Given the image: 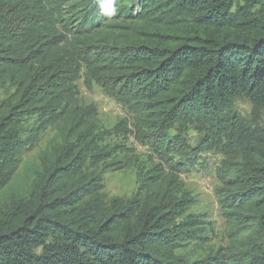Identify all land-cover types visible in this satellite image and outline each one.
I'll list each match as a JSON object with an SVG mask.
<instances>
[{
    "label": "trees",
    "instance_id": "obj_1",
    "mask_svg": "<svg viewBox=\"0 0 264 264\" xmlns=\"http://www.w3.org/2000/svg\"><path fill=\"white\" fill-rule=\"evenodd\" d=\"M82 78L126 109L125 124L105 130L95 106L81 105ZM5 86L13 93L0 106V264H264V0H0ZM241 97L252 127L233 110ZM26 118L34 136L54 135L13 190ZM192 125L201 145L187 142ZM129 134L158 163L138 169L133 196L102 201L87 169L120 168L127 149L107 141ZM209 139L223 154L226 245L191 259L177 251L203 243L205 223L187 214L179 176Z\"/></svg>",
    "mask_w": 264,
    "mask_h": 264
},
{
    "label": "rangeland",
    "instance_id": "obj_2",
    "mask_svg": "<svg viewBox=\"0 0 264 264\" xmlns=\"http://www.w3.org/2000/svg\"><path fill=\"white\" fill-rule=\"evenodd\" d=\"M80 92L81 105H94L97 110V118L105 130L110 131L116 124L126 123L128 115L126 109L118 104L113 98L103 93L101 88L93 85L87 89L83 78L77 81ZM13 93L9 86L0 88V106L8 103ZM233 110L240 119L242 125H253V112L250 102L244 98H238L233 105ZM257 124L264 129V107L259 113ZM32 121L29 118L20 120L19 127L22 131V141L25 149L22 152L21 163L18 166L15 177L10 188L19 190L30 176L38 169L39 156L41 152L48 148L49 141L54 135L52 128L37 130L36 136L29 132L32 128ZM199 126L192 125L188 129L187 142L192 145H201L200 142L205 136L199 131ZM171 133V132H169ZM120 143L127 151L121 158L120 168L116 166L102 167L101 164L87 169L89 173L96 175L98 198L102 201L111 198L128 199L134 195L138 186V169H148L158 163L155 152L151 145L139 142L132 135L121 139L117 136L109 138L108 143ZM209 139L200 147V152L192 153L190 160L182 168L180 179L185 188L189 191L192 203L187 209V214H194L205 223V244L195 242L183 243L177 253L187 258H197L200 255L198 248L217 249L226 245L227 223L217 201V189L220 186L218 168L223 159L222 148L215 147L216 141ZM126 162H130L129 164ZM4 195V190L0 191V200ZM264 243V231L259 234Z\"/></svg>",
    "mask_w": 264,
    "mask_h": 264
}]
</instances>
